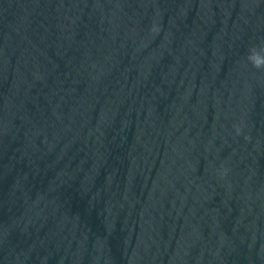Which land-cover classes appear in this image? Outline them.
<instances>
[{
	"label": "water",
	"instance_id": "1",
	"mask_svg": "<svg viewBox=\"0 0 264 264\" xmlns=\"http://www.w3.org/2000/svg\"><path fill=\"white\" fill-rule=\"evenodd\" d=\"M253 46L264 0H0V264H264Z\"/></svg>",
	"mask_w": 264,
	"mask_h": 264
},
{
	"label": "clouds",
	"instance_id": "2",
	"mask_svg": "<svg viewBox=\"0 0 264 264\" xmlns=\"http://www.w3.org/2000/svg\"><path fill=\"white\" fill-rule=\"evenodd\" d=\"M261 51H264V47L258 51L256 46H253L249 49V54L246 57L247 61L258 70H264V56L260 54Z\"/></svg>",
	"mask_w": 264,
	"mask_h": 264
}]
</instances>
